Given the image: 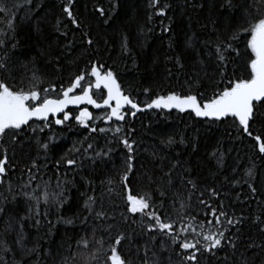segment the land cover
Wrapping results in <instances>:
<instances>
[{
    "label": "snow or ice",
    "instance_id": "1",
    "mask_svg": "<svg viewBox=\"0 0 264 264\" xmlns=\"http://www.w3.org/2000/svg\"><path fill=\"white\" fill-rule=\"evenodd\" d=\"M75 2L76 0H61V12L70 24H65L63 19L58 18L56 30L65 37L72 33V40L67 45L69 48L73 46L78 32L80 44L86 46L85 52L97 49L98 41L93 38L90 26L85 28L84 21L76 14L73 7ZM117 7L116 3L111 4L109 9L93 6L105 24ZM170 7L167 3L161 6L160 0H148V8L154 10L148 15V21L151 22L153 16L165 17ZM26 9L28 12L32 9L39 11L34 0H14L11 4L7 0H0V19L10 33V40L0 39V186L5 185L9 174L16 171L17 165L12 160L17 158V149L23 152L26 145L35 148V156L21 169L22 174L27 176V181L19 186L18 191L9 182L7 196L0 192V201L23 203L25 206L26 215L20 218L18 227L21 231L17 233L15 240L23 256H31L37 249L26 247L22 221L30 219L33 226L39 228L51 209L59 210L67 199L59 182L55 190L50 188L48 182L43 186H33L36 177L42 167H47L49 153L57 143V134L64 129L73 131L78 127L84 130L81 133L83 140L68 148L67 153L55 162L56 168L64 165L67 169L82 172L86 161L93 166L107 164L112 159V154L120 150L117 146H122L123 171L118 181H107L108 191L121 196L125 201L124 212L121 213L123 223L127 224L130 218L125 213L131 214L135 218L132 223L139 224L140 234L147 236L143 245L142 264H149V252L152 253L151 264H202V259H207L211 264L213 258L218 264H257L255 250L264 253V238L259 241L251 236L246 240L243 238L242 228L249 218L229 213L215 187L200 191L193 179L184 180L182 177L181 183L190 186L188 201L196 191H200L196 198L200 207L198 210L193 209L177 190L172 198L171 213L165 207L168 200L165 188H171L172 185L171 171L165 173L168 177L167 185L161 183L155 189L159 201L150 192L132 194L130 185L137 178L138 147L133 137L135 129L129 125V119L146 109H175L204 121L231 122L237 128V137L248 138L253 150L264 160V0H244L240 5L234 0H224L222 11L227 12V17L220 26L218 21H212L214 35L199 39L193 34L183 42L186 49L198 53L196 62L200 65L199 71L195 73L196 78L189 81V93L157 96L146 104V109L140 107L130 93H125L115 70L100 61H90L84 69L70 75L66 83L61 78L59 84L38 67L29 68L26 73H14L13 55L17 46L15 36L19 19L16 13ZM24 18L29 17L25 15ZM148 31L152 29L149 28ZM161 31L164 34L171 32V22L165 24ZM4 35L9 34L0 33V36ZM169 47H173L172 37H169ZM121 52L130 53L126 36L121 41ZM205 56L206 60L203 59ZM170 59L175 60L179 69L185 67L179 56ZM209 63L213 65L211 74ZM238 69L246 75H237ZM59 71L57 68V72ZM171 71L168 69L170 75ZM201 73L203 78L215 81L210 96L206 95V90H201ZM192 88L197 91L192 92ZM150 91V88H145L144 94L147 95ZM82 105L103 112L95 115L88 107H81ZM70 107L72 110H69ZM100 139L105 141L104 148L99 147ZM172 143L174 141L170 138L168 144ZM42 157L43 165L40 163ZM212 157L218 166L223 167L224 155L219 149ZM253 174V169H248L247 175L252 177ZM143 175L147 177L149 185L159 183L147 172ZM86 182L92 183L90 179ZM115 183H119L120 189L112 187ZM248 187L251 190L250 198L254 199L257 189L253 184H248ZM96 204V197L88 196L84 203L88 215L82 217L83 225L88 224L90 217L96 222L91 226L93 237L97 231H102L101 238L96 241L97 246L90 250L91 261L93 264H130L118 249L122 242L130 241L131 237L119 230L116 224L107 223L115 221V216H109L103 210L97 211ZM3 214L5 206L0 205V215ZM185 215L188 216L187 222L184 220ZM198 216L203 219L197 223ZM48 223L52 222L48 220ZM64 223L72 224L73 221L69 219ZM251 223L261 237H264V215L254 217ZM5 230H14L10 220L6 222ZM81 231L86 233L87 229L82 227ZM77 244L85 249L90 247L86 236H81ZM249 252L252 253L251 256L247 254ZM0 253V264H9L8 256L13 260L16 258V248L7 239L0 240ZM16 264H25V259L21 258ZM260 264H264V259H261Z\"/></svg>",
    "mask_w": 264,
    "mask_h": 264
},
{
    "label": "trees",
    "instance_id": "2",
    "mask_svg": "<svg viewBox=\"0 0 264 264\" xmlns=\"http://www.w3.org/2000/svg\"><path fill=\"white\" fill-rule=\"evenodd\" d=\"M7 2L11 4L14 0ZM223 2L224 0H160L161 6L167 3L171 7L165 17L153 16L149 22L148 15L154 10L148 8V0H76L73 5L76 14L84 21L85 28L90 26L93 38L98 41L97 49L85 52L86 46L80 44L78 32L73 46L69 48L67 45L72 40V33L65 37L56 30L58 18L63 19L65 24H70L61 12V0H34L39 11L32 9L28 12L26 9L16 13L19 19L12 71L20 74L28 72L29 68L38 67L42 73L59 84L61 78L66 83L70 75L84 69L90 61H100L106 67L115 70L125 93H130L140 107H146V104L157 96L171 93L186 95L189 93V81L196 78L195 73L199 71L200 65L196 62L199 58L198 53L186 49L183 42L186 37L193 34L199 39L213 36L212 21H218L220 26L227 17V12L222 11ZM234 2L240 5L244 0ZM113 3L118 4V7L105 24L93 6L109 9ZM25 15L29 18L25 19ZM170 22L172 31L162 33V27ZM149 28L152 31H148ZM0 33L9 34L0 36V39L10 40L9 29L2 19ZM125 36L130 48L128 54L121 52V41ZM169 37H172V48L169 47ZM176 56L184 63L183 69H179L175 60L170 59ZM203 59L206 60L207 57ZM212 66L209 63L210 74ZM57 68L60 69L59 72ZM168 69L172 70L171 75ZM237 75L246 73L238 69ZM201 77V90H206V95L210 96L215 81L203 78V73ZM145 88L151 89L147 95L144 94ZM191 91L195 93L197 89L192 88ZM89 110L95 115H101L103 112L92 108ZM129 125L135 129L133 137L138 147L137 178L130 185L132 194L142 195L150 192L159 201L155 189L161 183L167 185L168 177L165 173L171 171V188H165L168 191L165 205L167 211L170 213L172 211V198L177 190L193 209L198 210L200 206L196 198L199 197L200 191L215 187L220 192L229 213L234 212L237 216L244 215L249 218L242 228L243 238L246 240L251 236L257 241L264 238L251 223L254 217L264 215V160H261L258 153L253 150L248 138L237 137V128L231 122L204 121L176 110L146 109L137 113L136 117L130 118ZM82 132L83 129L76 127L73 131L64 129L62 133L57 134V143L52 146L49 153L47 167H42L34 182L33 186L35 184L43 186L48 182L53 190L59 182L67 197L63 207L59 210L51 209L39 228L33 226L30 219L22 221V232L26 238L24 243L27 248L35 247L37 249L35 254L24 257L21 249L15 244L17 233L21 231L18 227L21 223L20 218L26 215L24 204L0 201V205L5 206V214L0 215V240L7 239L9 244L16 248L15 260L11 256L7 257L9 264H16L21 258L25 259V264H93L90 250L97 246L96 241L101 238L102 231H97L95 237L92 236L91 226L96 223L92 217L89 218L87 225L82 224V217L88 215L84 203L87 197L92 195L97 199V211L103 210L109 216H115V221L107 223L116 224L119 230L131 237L130 241L122 242L118 249L122 257L130 264H142L143 245L147 241V236L140 234V225L132 223V219L135 218L131 217V214L125 213L130 218L127 224L123 223L121 213L124 212L125 201L121 196L108 191L107 181L109 179L118 181L123 171L122 146H117L120 150L112 154V159L107 164L93 166L86 161L82 172L67 169L64 165L56 168L55 162L67 153L68 148H71L73 143L83 140ZM170 138L174 143L168 144ZM98 143L100 148L105 147L103 139ZM218 149L224 155L223 167L218 166L212 157ZM11 155L9 150V156ZM16 156L17 158L12 160V163L17 165L16 171L9 174L5 185L0 186V192L5 196L9 195L7 191L9 182L18 191L19 186L27 181V176L22 174L21 169L35 156V148L26 145L23 152L17 149ZM40 163L44 164L43 157ZM173 165L176 167L173 168ZM185 169L188 171L185 172ZM248 169H253L252 177L247 175ZM145 172L159 183L149 185L147 177L143 175ZM182 177L184 180L193 179L200 190L195 192L190 201L187 200L190 186L181 183ZM89 179L92 181L91 184L86 182ZM248 184H253L257 189L254 199L250 198L251 190ZM112 187L120 189L121 186L115 183ZM69 219L73 221L72 224L64 223ZM201 219L203 218L198 216L197 223ZM9 220L13 225L12 231L5 230L6 222ZM48 220L52 223L49 224ZM184 220L188 221L187 215ZM82 227L87 229L86 233L81 231ZM81 236L88 239L89 249L78 246L77 241ZM255 251L257 253L255 260L260 264L261 259H264V253ZM247 254L252 255L251 252ZM148 260L151 264V252L148 253ZM202 264H209V261L202 259ZM211 264L218 262L213 258Z\"/></svg>",
    "mask_w": 264,
    "mask_h": 264
},
{
    "label": "water",
    "instance_id": "3",
    "mask_svg": "<svg viewBox=\"0 0 264 264\" xmlns=\"http://www.w3.org/2000/svg\"><path fill=\"white\" fill-rule=\"evenodd\" d=\"M81 107H89V108H91V106H88V105H82ZM142 108H145V109H146V107H142ZM92 109H93V108H92ZM69 110H72L71 107H70ZM93 110H97V109H93ZM173 110H175V109H172L171 111H173Z\"/></svg>",
    "mask_w": 264,
    "mask_h": 264
},
{
    "label": "bare ground",
    "instance_id": "4",
    "mask_svg": "<svg viewBox=\"0 0 264 264\" xmlns=\"http://www.w3.org/2000/svg\"><path fill=\"white\" fill-rule=\"evenodd\" d=\"M156 110V109H155Z\"/></svg>",
    "mask_w": 264,
    "mask_h": 264
}]
</instances>
